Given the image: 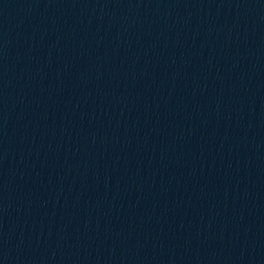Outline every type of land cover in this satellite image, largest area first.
<instances>
[{"label": "water", "instance_id": "water-1", "mask_svg": "<svg viewBox=\"0 0 264 264\" xmlns=\"http://www.w3.org/2000/svg\"><path fill=\"white\" fill-rule=\"evenodd\" d=\"M84 0H0V264H100Z\"/></svg>", "mask_w": 264, "mask_h": 264}]
</instances>
